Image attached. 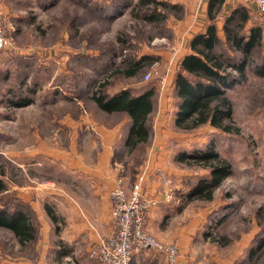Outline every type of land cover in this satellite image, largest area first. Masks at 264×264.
Returning <instances> with one entry per match:
<instances>
[{
	"label": "rangeland",
	"instance_id": "374dc122",
	"mask_svg": "<svg viewBox=\"0 0 264 264\" xmlns=\"http://www.w3.org/2000/svg\"><path fill=\"white\" fill-rule=\"evenodd\" d=\"M12 1L15 3L14 22L0 12L2 25L14 42L11 47L0 48V181L6 187L0 194V213L23 212L31 220L36 238L21 245L8 230L0 228V264H51L42 256L43 241L56 244L59 238L73 235L75 228L71 225H75L78 218L72 210H67V225H58L59 229L61 226L58 230L45 218V205L52 206L57 217L60 212L65 213L67 203L76 204L81 213V201L76 200L79 195H75L85 192L86 185L79 174L88 176L86 173L103 170L105 163L103 171L114 172V185L120 180L127 196L138 178H142L144 186L145 172L142 171L153 169L147 159L155 138L151 122L153 128L157 118L148 123L152 139L144 147L130 156L125 152L126 155L114 160L98 163L88 162L83 152V143L89 136L80 124L88 125L90 120L108 129L125 125L121 116L95 112L88 98L95 84L119 67L127 55L153 56L154 63L145 66L134 78H112L113 89L136 84L154 86L156 106L159 103L174 109L177 101H171L165 90L180 45L174 29L184 18L185 10L179 15L168 12L166 21L155 27L130 16L136 0ZM170 3L180 4L177 0ZM163 70H167L168 76L160 90L153 84L159 82L160 85ZM147 73L149 79L145 80ZM227 94L232 101V127L238 133L225 134L207 125L192 132H180L184 138L167 161L171 168L186 167L173 162L179 151L206 150L211 143L222 158L229 160L231 172L213 191L212 201H196L190 207L209 208L214 204V209L237 210L238 220L233 227L239 232L240 229L250 230L251 220L256 221L260 235L250 247L256 253L250 259L246 255V264L256 259L255 264H264V77L257 78L248 72L246 82ZM63 98L79 109L75 113L79 143L70 136L74 113L69 115L64 110L73 105H64L61 110L51 107ZM22 100L28 104L19 107L17 103ZM195 165L186 168L184 185L187 188L195 184L198 177L207 175L206 170ZM168 194L175 200L172 203L179 201L174 197L176 194ZM144 195L155 200L145 192ZM82 197L85 194H80ZM110 203L112 234L100 240L114 235L111 200ZM89 257L86 252L81 263ZM92 259V263L99 264Z\"/></svg>",
	"mask_w": 264,
	"mask_h": 264
},
{
	"label": "crops",
	"instance_id": "0c3cea01",
	"mask_svg": "<svg viewBox=\"0 0 264 264\" xmlns=\"http://www.w3.org/2000/svg\"><path fill=\"white\" fill-rule=\"evenodd\" d=\"M177 2L183 5L185 11L184 18L177 23L174 29V36L180 41V45L177 46V56L173 61V69L170 71L165 90V95H168L171 101L175 100L174 87L172 85L173 78L179 70L178 67L182 59L192 53L189 49L190 42L197 34H203L210 23L207 18L208 0H177ZM239 4L244 5L249 10L254 23L258 22L263 24L264 27V16L259 12L257 5L245 0H224L220 14L215 22L217 35L220 37L222 36L221 29L225 16ZM14 6L15 3L11 2V0H0V12L11 22L13 18H16ZM153 85L161 87L159 82ZM158 104L148 117V123H150V120L153 121L154 118H157V121L153 123V128L151 122L150 128L155 138L153 139L152 147L149 149L150 153L147 159L148 164L153 169L143 170L142 172H145L143 189L146 196L154 197L160 201V204L148 213L147 230L164 244L176 242L179 248V257L176 264H246V255H248L247 253L250 252V249H253L250 247L260 235V230L256 227V221L251 220L252 226L250 230L244 232L243 229H240L239 232L236 226L233 227V224H236L238 220L237 210L230 208L214 209V204L209 208L194 209L190 207L194 203L192 202L177 211L176 207L180 205V200L172 203V201L168 202L165 199V195L168 193L173 196L175 194H183L191 186L187 188V185H184L187 175L186 167L171 168L167 161L168 156L173 154L175 147L184 138L182 133H180L181 131H177L174 127L177 104L175 103L174 109H171L168 105L166 108L165 104H161V106L159 104L160 107L158 108ZM64 105H73L70 106V108H73L64 110L68 111L69 115L74 113V121L70 123V136L74 137L76 142L79 143L76 134L79 126L75 121V113H78L79 109H77L76 104L71 101H65L63 98V100L58 99L57 103L51 107L61 110L60 108ZM72 110H75V112ZM65 114L66 112L62 113V116ZM163 115H166L167 120H165L166 117ZM122 118L125 120V125H116L112 129L96 125L90 120L88 125L80 124V126H83L87 136H89L88 140L83 143V152L86 153L88 162H105L127 154L124 143L130 119ZM151 132L146 143L152 139ZM144 145L139 146L137 149L144 147ZM72 146L70 145V147ZM71 157L74 158L75 154L73 153ZM105 165L106 163L103 166L105 167ZM103 170L95 173H86L88 176L84 175L85 173L79 174L80 178L85 181L84 185H86L85 192L75 195H79L76 200L80 199L79 201H81V213L79 208L75 206L76 204L71 203H67L65 213L60 212V217L56 216L57 214H55L53 207L49 204L43 207L45 218L49 219L58 230H61L63 224L67 225V210H72V213L78 218L77 223L71 225L75 228L73 235L67 236L65 239L59 238L56 244H50L49 240L43 241L42 256L47 261H50L51 264H97L91 262L93 260L91 257H89L90 259H85L84 263H81V260L84 258V254L88 253L89 249L98 243L100 238H105L112 234L109 217L111 209L109 194L115 186L113 182L114 172H105ZM80 194H85V197L80 198ZM176 195L174 197L178 200L179 198ZM58 225H61L60 229ZM230 231L234 233L232 236L228 235ZM132 264H168V262L166 254L149 251L133 255Z\"/></svg>",
	"mask_w": 264,
	"mask_h": 264
},
{
	"label": "trees",
	"instance_id": "16d2710c",
	"mask_svg": "<svg viewBox=\"0 0 264 264\" xmlns=\"http://www.w3.org/2000/svg\"><path fill=\"white\" fill-rule=\"evenodd\" d=\"M170 1L136 0L130 16L159 27L166 21L168 12L173 15L182 14L184 8L177 3L171 4ZM208 2L207 18L210 23L203 34L192 38L189 44L192 53L182 59L172 81L177 101L174 127L177 131L192 132L207 125L225 134H237V130L232 127V101L227 93L242 86L247 80L248 72L257 78L264 77V27L263 24L254 23L249 10L239 4L225 16L220 37L217 35L215 22L224 0ZM153 63V56H125L119 67L95 84L94 91L88 98L94 110L103 116L118 115L130 119L124 143L128 156L136 152L139 146L146 144L150 137L148 117L156 107L155 87L136 84L114 90L115 86H111L110 81L115 77L134 78L145 66ZM17 104L23 107L28 102L22 100ZM205 149L179 151L174 157L173 162L178 165L191 168L196 164L207 171V175L198 177L186 193L176 195L180 200L177 211L192 202L212 201L213 191L231 172L229 160L222 158L212 143ZM5 190L6 187L0 181V194ZM0 228L8 230L21 245L33 242L36 237L31 220L23 212L0 213ZM255 253L254 249H250L248 258Z\"/></svg>",
	"mask_w": 264,
	"mask_h": 264
},
{
	"label": "built area",
	"instance_id": "2783aa9c",
	"mask_svg": "<svg viewBox=\"0 0 264 264\" xmlns=\"http://www.w3.org/2000/svg\"><path fill=\"white\" fill-rule=\"evenodd\" d=\"M258 6L259 12L264 13V0H245ZM12 36L7 33L0 20V48L13 46ZM155 65H157L155 63ZM168 73H164L160 81V90ZM149 79V74L145 75ZM142 178H138L132 186L129 196L120 183L116 182L111 191L112 220L114 222V235L102 239L89 249V256L95 258L99 264H132L133 255L142 252L166 254L168 264H176L179 257V248L176 242L162 243L158 241L146 228L148 213L160 204L157 199L149 200L144 195ZM168 202L175 201L171 195H165Z\"/></svg>",
	"mask_w": 264,
	"mask_h": 264
}]
</instances>
